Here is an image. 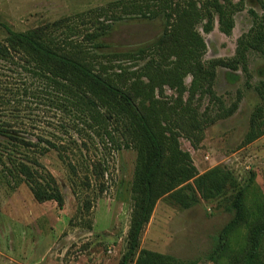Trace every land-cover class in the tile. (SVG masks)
Instances as JSON below:
<instances>
[{"label": "trees", "instance_id": "obj_1", "mask_svg": "<svg viewBox=\"0 0 264 264\" xmlns=\"http://www.w3.org/2000/svg\"><path fill=\"white\" fill-rule=\"evenodd\" d=\"M258 1L264 9V0ZM245 8L246 0H116L103 8L111 19L163 16L166 25L155 42L110 53L102 52L110 29L88 32L90 45H87L84 38L78 40L72 26L61 32L48 28L19 31L5 24L6 36L0 40V69L17 76L13 100L20 102V96H26L42 105L43 111L48 112L45 116L48 126L43 132L25 134L14 121L0 118L3 170L16 186L26 182L39 202L55 200L63 207L65 195L57 178L40 160L42 156L57 151L77 175L79 167L73 157L81 146L80 139L92 137L91 133L105 139L106 145L110 143L117 151L135 150L133 215L129 248L123 258L126 264L136 253L141 232L162 196L169 194L183 207H191L200 201L199 196L217 197L228 184H236L233 173L220 165L199 173L191 153L181 147L180 138L198 147L209 126L239 108L242 90H238L230 106L216 92L217 68L240 66L250 76L249 51L253 49L264 56V13L260 16L250 9L253 26L238 38L231 60L205 59L207 43L201 28L210 33L218 18L220 30L231 35L236 13ZM165 52V58H159ZM140 60L145 62L133 66ZM188 76L190 84L186 82ZM246 83L250 86L249 79ZM166 88L172 94H167ZM255 89L262 102L254 111L246 143L264 135V82ZM206 97L216 107L213 114L209 105L203 109ZM11 103L9 96L0 95V113L2 106ZM82 144L86 145L85 140ZM244 196L245 188L236 187L228 207L234 216L210 255L218 264L226 253L232 256L230 264H264V218L254 226L246 254L238 257L228 250L227 234L248 220ZM135 264H198V261L142 249Z\"/></svg>", "mask_w": 264, "mask_h": 264}, {"label": "rangeland", "instance_id": "obj_2", "mask_svg": "<svg viewBox=\"0 0 264 264\" xmlns=\"http://www.w3.org/2000/svg\"><path fill=\"white\" fill-rule=\"evenodd\" d=\"M114 1L0 0V40L6 36L5 24L19 31L48 28L61 32L64 27L72 26L78 40L84 38L87 45H90L88 32L110 29L104 38L107 46L102 49L110 53L149 45L163 35L166 25L163 16L111 19L103 8ZM250 9L260 16L264 13L258 0H246V8L235 15L231 35L220 30L218 18L210 33L201 28L207 43L205 59L231 60L235 56L238 38L254 23ZM55 22L60 24L56 27ZM165 54L159 58L164 59ZM144 62L140 60L133 66ZM236 68L219 66L214 88L227 106L235 101L238 90H242L237 111L209 126L196 148L188 139L180 138L181 147L191 153L199 173L220 165L233 173L236 184H228L217 197L199 196L200 201L191 207H183L169 194L162 196L141 232L136 253L126 264H135L142 249L197 260L198 264H218L210 255L234 216L228 207L236 187L245 188L249 216L227 234L226 243L229 252L238 257L247 253L252 230L264 218V135L246 143L254 111L262 102L255 87L264 82V56L256 50L249 51V77L240 66ZM16 81V75L0 69V95L9 96L13 102L1 107L0 118L14 121L25 134L45 131L48 112L26 96L15 102ZM186 82L190 84V76ZM166 91L172 94L169 88ZM207 105L213 114L216 107L209 103L208 97L203 100V109ZM58 121H61L59 114ZM91 136L80 139L81 146L73 157L79 167L77 175L55 150L40 158L60 184L65 195L63 207L55 200L39 202L26 182L16 186L0 165V264H123L129 248L137 152L117 151L110 143L106 145L102 137L95 133ZM84 140L86 145L82 144ZM227 254L220 257L219 264L231 263L232 256Z\"/></svg>", "mask_w": 264, "mask_h": 264}]
</instances>
